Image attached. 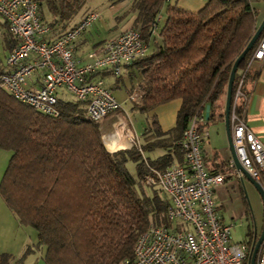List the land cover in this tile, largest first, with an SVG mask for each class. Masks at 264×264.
<instances>
[{"label":"trees","instance_id":"trees-1","mask_svg":"<svg viewBox=\"0 0 264 264\" xmlns=\"http://www.w3.org/2000/svg\"><path fill=\"white\" fill-rule=\"evenodd\" d=\"M36 1L39 19L49 29L67 26L85 3ZM258 1L206 0L191 13L167 0H132L129 12L135 19L131 29L139 32L145 44L151 37L150 24L162 11L165 14L154 48L133 61L142 74L138 108L147 112L180 101L174 127L161 133L155 122L150 123L145 145L130 144L109 152L98 122L86 116L85 103L57 98L59 115L52 118L0 90V150L10 153L0 178V197L21 226L36 232L37 246L44 247L45 264L131 261L136 239L150 225L179 228L166 218L168 197L156 188L145 191L147 167L164 170L174 164L175 157L181 159L178 143L187 123L195 114L204 113L206 106H216L234 61L257 29L254 6ZM0 28L5 58L16 41L5 21L0 20ZM255 45L238 66L232 93ZM6 70L0 65V75ZM104 70L114 76L102 69L89 79L95 80ZM211 118L209 113L205 123ZM155 147L166 154L144 159L142 153ZM128 162L135 164V176L128 172ZM246 236L250 244L253 234Z\"/></svg>","mask_w":264,"mask_h":264},{"label":"built area","instance_id":"built-area-1","mask_svg":"<svg viewBox=\"0 0 264 264\" xmlns=\"http://www.w3.org/2000/svg\"><path fill=\"white\" fill-rule=\"evenodd\" d=\"M100 13L88 11L73 27L53 41L44 37L49 27L38 16L36 0H0V20L16 41L6 55V71L0 75V90L33 110L55 118L56 92L64 89L85 103L86 116L99 122L120 108L102 80H90L99 70L109 69L115 76L121 66L147 53L139 32L127 29L87 54L80 64L74 56V42L95 21ZM161 15L150 24V35L158 33ZM2 29L0 28V36ZM254 61L264 64V32L257 41L247 65L241 73L231 96L229 125L231 141L240 167L264 190V144L247 128L236 114L245 99L244 80L247 68ZM35 73L42 76L37 89L27 87V79ZM131 93L128 99L134 100ZM204 113L195 114L187 123L179 141L183 165L172 164L164 170L147 167L144 186L156 188L169 199L166 218L176 226L170 230L150 225L136 239L133 259L118 264H248L251 245L236 243L232 225L221 222L212 198L214 188L226 177L242 179V172L229 159L218 173H209L204 165L201 142L204 136L199 127L205 124ZM254 264H264V240Z\"/></svg>","mask_w":264,"mask_h":264},{"label":"crops","instance_id":"crops-1","mask_svg":"<svg viewBox=\"0 0 264 264\" xmlns=\"http://www.w3.org/2000/svg\"><path fill=\"white\" fill-rule=\"evenodd\" d=\"M126 2L127 0L117 1L112 2L108 6H104L103 9L99 10L100 19L95 21L90 26L91 29H87L74 42V56L80 64L85 62L87 54L94 51L98 45L115 38L127 29H131L135 15L132 14L131 17H127L129 12H122L123 15L120 14V10L123 11L122 5ZM166 3L177 5L185 11L195 13L205 5L206 0H167ZM85 13L83 12L79 16L76 15L67 26H57L54 29H50L44 39L47 41L55 40L70 27L76 25ZM160 15L159 29L165 22L164 12L162 11ZM157 42V34L150 37L149 43L147 44V53H150ZM0 65L3 70H6L5 60ZM125 78H128L129 81H125ZM41 79L42 76L40 73H35L27 79V87L37 89L41 85ZM94 79L102 80L111 93L114 90L119 92L118 98L115 99L120 105V108L98 122L102 143L107 151L114 152L128 148L130 144L137 146L145 145L146 138L150 135L148 128L152 122L156 123L161 133H168L174 127L176 113L180 106L179 100L164 103L147 112H142L138 108L139 99L142 95V91L140 90L142 74L141 70L133 62L123 64L118 76H112L108 74V71L104 70V72L95 76ZM243 89L245 99L241 105H238L236 114L243 119L247 128L264 144V64L258 61L250 64L246 71ZM66 93L68 92L64 89H59L56 92V97L63 98ZM131 93L136 95L134 100L128 99V95ZM225 95L226 90L219 96L216 106L209 108V113L212 118L200 127V131L204 134L201 142L202 157L205 168L209 173L221 172L224 164L230 158L232 159L224 124ZM71 96L70 99H75L73 95ZM229 132L231 135L230 125ZM142 154L144 159L155 160L165 155L166 151L163 148L155 147ZM9 157L10 153L7 154L3 150H0V178ZM173 160L174 164L183 165L182 156L181 159L180 157H175ZM245 180L244 175L241 180L226 177L223 184L214 188L212 198L222 223L232 225L236 219L243 216L245 211H247V203L242 194L245 193ZM24 229L0 197V243L4 245L11 243L10 239L12 235L19 237V240L23 239L21 236L25 232ZM245 237V241L234 240L232 231V238L236 243L248 244V237ZM21 244H23V241ZM3 247L6 248L8 246ZM4 248H0V253L6 255H9V252L13 253L10 248H7L9 252Z\"/></svg>","mask_w":264,"mask_h":264},{"label":"rangeland","instance_id":"rangeland-1","mask_svg":"<svg viewBox=\"0 0 264 264\" xmlns=\"http://www.w3.org/2000/svg\"><path fill=\"white\" fill-rule=\"evenodd\" d=\"M112 2H117V0H85L84 6L79 11L77 16L81 15L83 12L87 11H97L103 9L104 6L110 5ZM132 0H127L126 3L122 5V10H120V14L123 15L125 12H129L131 8ZM258 10V19H257V27L259 23L261 22L262 18H264V0L255 2V6ZM123 12V13H122ZM132 12H129L127 17L132 16ZM135 15V14H134ZM88 29H91L88 28ZM94 36V35H93ZM103 38V37H102ZM4 60V53L2 51V47L0 45V61L3 62ZM125 81H129L128 78H125ZM115 98H118L119 92L114 90L113 93ZM72 96L68 93H66L63 98L59 97L63 100H70ZM9 154L8 152H5ZM7 165V164H6ZM126 168L130 174L133 176L136 175L135 171V164L132 162H128L126 165ZM245 186V193L243 194V198L246 200L247 208L245 211V214L238 219H236L232 224V231L234 235V240L237 241H245V236L248 232H253L254 227L256 232L260 233L261 227H262V220H264V202H262V199L260 195L258 194L257 190L254 188L252 184H250L248 181H244ZM145 191L149 193L151 191L150 187L145 186ZM24 234L21 236L23 239L19 240V237L11 236V243L9 244H3L0 243V248L3 249V246H8L4 249L10 248L12 250L10 253L9 249H7V252H9V258L5 259L2 258L0 255V264H44L42 260V255H44V247H38L37 246V240H36V232L29 227H24ZM28 231V232H27ZM23 241V244L21 242ZM30 248V251L27 253L26 250ZM2 254V253H0ZM23 255H27L24 259H22Z\"/></svg>","mask_w":264,"mask_h":264},{"label":"water","instance_id":"water-1","mask_svg":"<svg viewBox=\"0 0 264 264\" xmlns=\"http://www.w3.org/2000/svg\"><path fill=\"white\" fill-rule=\"evenodd\" d=\"M262 32H264V18H262L261 22L259 23V25H258L255 33L251 37L250 41L248 42V44L246 45L244 50L240 53V55L236 58V60L234 61L233 65L231 67L229 77L227 80V86H226L225 105H224V124L226 127L228 146H229L230 152L232 153V159H233L236 167L242 172L246 181H248L250 184H252L254 186V188L257 190L258 194L260 195L262 202H264V190H262L260 185L257 182H255L253 179H251L248 176V174L240 167V165L236 159V155H235L234 148H233L232 141H231V135L229 132V111H230V105H231L232 88H233L235 74H236V71L238 69L240 62L245 57V55L254 47V45L258 41ZM208 115H209V106H206L205 112H204V118L208 119ZM252 234H253V237H252L253 240H252L251 253L249 256V263L248 264H254L255 256H256V253L258 251V248H259L262 240H264V220H262V227H261L260 235L257 237L255 227H254Z\"/></svg>","mask_w":264,"mask_h":264},{"label":"flooded vegetation","instance_id":"flooded-vegetation-1","mask_svg":"<svg viewBox=\"0 0 264 264\" xmlns=\"http://www.w3.org/2000/svg\"><path fill=\"white\" fill-rule=\"evenodd\" d=\"M261 232V231H260ZM257 237L260 235V233L256 232Z\"/></svg>","mask_w":264,"mask_h":264}]
</instances>
